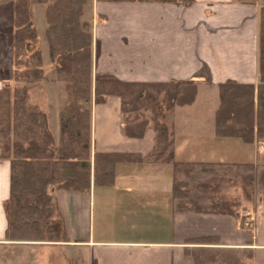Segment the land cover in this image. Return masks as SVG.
<instances>
[{
  "label": "crops",
  "instance_id": "0c3cea01",
  "mask_svg": "<svg viewBox=\"0 0 264 264\" xmlns=\"http://www.w3.org/2000/svg\"><path fill=\"white\" fill-rule=\"evenodd\" d=\"M262 6L263 0H86L84 18L91 25L94 82H196L193 103L175 105L167 124L175 162L198 169L180 175L186 183L184 198L173 197L171 164L145 161L118 163L109 186L91 183L87 192L51 188L68 242L45 245L5 240L3 206L9 197L10 165L0 159L3 264H12L14 248L53 252L61 258L60 264H194L189 251L197 246L191 242L208 238L215 240L209 247L236 249L254 256L256 264H264V141L246 144L215 132L218 84L227 80L258 84ZM41 13L42 29L33 20L37 45L42 69L53 74L44 8ZM10 23L14 29V10ZM10 62L13 73V51ZM9 81H0V89ZM47 89V107L34 105L46 115L57 143L59 111L66 97L57 94L55 85ZM90 126L91 157L111 153L145 158L154 147L151 123L141 138L123 135L120 100L115 96L91 104ZM241 165L254 170L237 167ZM238 178L244 188L234 180ZM222 181L225 186L219 184ZM209 182L217 189L212 196L206 192Z\"/></svg>",
  "mask_w": 264,
  "mask_h": 264
},
{
  "label": "trees",
  "instance_id": "16d2710c",
  "mask_svg": "<svg viewBox=\"0 0 264 264\" xmlns=\"http://www.w3.org/2000/svg\"><path fill=\"white\" fill-rule=\"evenodd\" d=\"M38 1L46 5L44 33L54 81L67 84L69 90L59 111L56 143L46 115L36 106L27 107L25 88L12 89V81H9L0 89V159L7 160L10 165L9 197L3 206L5 240L10 243H67L63 221L50 189L87 192L91 183L109 186L114 181L115 166L126 160L171 164L173 197H186L181 192L185 184L178 182L177 175L181 168L185 170L196 165L175 162L172 132L166 119L144 117L138 122H127V118L122 121V133L129 138H141L152 124L154 147L147 157L111 153H95L91 157L90 106L115 96L120 100L122 117H127L141 111L147 114L165 95L171 102V111L175 105L193 103L196 82H94L91 25L84 19L86 0ZM30 4L32 0H16L14 5L13 81L45 82ZM215 132L219 137L239 138L246 144L264 141V6L259 14L258 84H240L232 80L218 84ZM237 167L254 170L251 165ZM252 222L248 221L249 225ZM213 242L212 238L191 242L197 246L189 251L194 264H241L239 253L251 258L250 254L236 249L209 247Z\"/></svg>",
  "mask_w": 264,
  "mask_h": 264
},
{
  "label": "rangeland",
  "instance_id": "374dc122",
  "mask_svg": "<svg viewBox=\"0 0 264 264\" xmlns=\"http://www.w3.org/2000/svg\"><path fill=\"white\" fill-rule=\"evenodd\" d=\"M16 0H0V81H5V80H10L11 79V83L10 86L12 89L18 88H25L26 89V105L27 107H31V106H36L34 104L36 103H41L40 105L47 107V100H46V96L44 97V94L48 92V85H55L57 88V94L58 92L60 93V97L61 98H65V102L67 100V93L69 90V87L67 84L64 83H60V85L62 84V87H59L56 85V82L54 81V75L49 71L46 70L44 71L45 73V77H46V81L45 82H35V83H28L27 81L23 80L22 82H16L13 81V73L11 72L10 67L11 66V62L10 60L12 59V43H13V32L14 29L11 26L10 20H11V13L14 10V2ZM48 1V0H46ZM40 4L38 0H32V4L29 5V7L31 8V16L32 19L36 22V25L38 26V29H42V27H44V23L42 20V13H41V8L45 9L46 5ZM33 6V7H32ZM85 19V18H84ZM42 20V22H41ZM49 83V84H47ZM63 87H65V91L66 94H64V90ZM43 88V89H42ZM41 89V90H40ZM45 89V90H44ZM28 90H29V94H28ZM44 91L41 92L40 91ZM29 99V102H28ZM171 102L168 100V97L165 95H162L160 97L159 103L157 105V107L155 109L149 110L148 112H146L147 114L143 113L142 111L139 114H132V115H128L127 117L123 116L122 117V121L124 120V118H127V122H138L141 121L142 118L147 117V118H152V117H156L158 120H160L161 118L164 119H168L169 114H170V108H171ZM37 107V106H36ZM154 107V106H152ZM173 109V108H172ZM171 109V110H172ZM39 110V108H38ZM40 111V110H39ZM41 112V111H40ZM43 113V112H42ZM124 122V121H123ZM192 168V169H191ZM183 168H181L180 174L177 175V179L178 182L182 183V184H186L185 182L181 181V174L186 171V172H192L196 173L194 171H196V169H198V167H189V169H185L182 170ZM209 176V175H208ZM238 185H243L242 187L244 188L245 184H239V178L236 180L234 179ZM211 181V180H210ZM244 181V180H243ZM247 183V180L244 181ZM224 181H222L219 184H222V186L225 184H223ZM213 184H217V181H215ZM213 184H211L209 182L208 185V189H207V196H212L211 194L215 191H217V189L215 187H213ZM185 187H182L181 192H185L184 190ZM246 192L248 193V189L246 187ZM253 199V207L255 208L257 206V197L252 198ZM232 206H230V210H233V208H231ZM250 207V206H248ZM252 207V206H251ZM252 208H248L246 209V211L253 209ZM240 209V208H239ZM28 244H38V243H28ZM45 245H52V244H45ZM262 255V254H261ZM260 255V256H261ZM238 256L240 257V261L241 264H254V256L251 257L250 259L247 258L248 256H246V254H238ZM12 264H60L61 262V258L55 254H53V252H46V253H40L39 251L36 252V250H32L29 249V251H19L17 248H14L13 252H12ZM250 261H253V263H251ZM4 260L1 259L0 260V264H3ZM76 264H78L76 262ZM256 264V263H255Z\"/></svg>",
  "mask_w": 264,
  "mask_h": 264
},
{
  "label": "built area",
  "instance_id": "2783aa9c",
  "mask_svg": "<svg viewBox=\"0 0 264 264\" xmlns=\"http://www.w3.org/2000/svg\"><path fill=\"white\" fill-rule=\"evenodd\" d=\"M246 227H248V226L246 225Z\"/></svg>",
  "mask_w": 264,
  "mask_h": 264
}]
</instances>
